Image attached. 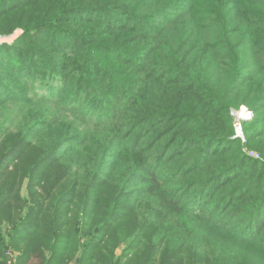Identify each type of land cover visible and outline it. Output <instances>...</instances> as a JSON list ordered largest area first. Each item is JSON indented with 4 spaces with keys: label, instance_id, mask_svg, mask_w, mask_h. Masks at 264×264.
I'll return each instance as SVG.
<instances>
[{
    "label": "trees",
    "instance_id": "1",
    "mask_svg": "<svg viewBox=\"0 0 264 264\" xmlns=\"http://www.w3.org/2000/svg\"><path fill=\"white\" fill-rule=\"evenodd\" d=\"M18 30L0 104L80 119L0 132V264H264V0H0Z\"/></svg>",
    "mask_w": 264,
    "mask_h": 264
},
{
    "label": "rangeland",
    "instance_id": "2",
    "mask_svg": "<svg viewBox=\"0 0 264 264\" xmlns=\"http://www.w3.org/2000/svg\"><path fill=\"white\" fill-rule=\"evenodd\" d=\"M22 33H23L22 30H18L13 35H11L10 37L0 38V47H2L4 45H12L22 35ZM61 36H63V35L60 34V36L57 40V43L58 42L60 43L58 45L61 46L65 50L72 51L73 46L75 45V41L71 37L65 38V36L64 37H61ZM63 41H65L64 44H62ZM104 61H105V59H104ZM99 68H101V66H99ZM4 73L6 74V72H4ZM0 75H1V73H0ZM73 78L75 79L76 77H73ZM117 78L119 79L120 82H124L127 79L129 80V78L124 77L122 75H118ZM68 92L69 91L67 90V93ZM27 95H29V94H27ZM79 99H82V98H79ZM79 105L80 104H76L74 102L72 103V101L67 102L65 100L63 102H60V104L57 102H54V101L43 102L42 100L36 99V98L32 99L31 101H26L25 104H19V103L13 102V101H8L5 103H2V104H0V132L2 133L6 129L13 127L12 123L16 119H18L17 120L18 122H17V124H15V126H17L18 124L29 123L30 121L35 119V117H34L35 115L43 116L45 118L46 117L56 118L57 121L58 120L65 121L66 123L75 122V121L80 119V115H79V113L75 112L73 109H76V107H78ZM82 105L83 106L80 108L81 111H84L87 114L96 115V111L87 108V103L85 100L83 101ZM68 109H71L73 112L68 113L67 112ZM240 111H241V109L238 111H232V113H231V115L234 119V122H235V135H234V137L236 136V132H238V128H239L241 133H242V136H243V139H239V140L241 141V144L243 146H245L246 145V137H245V132H244V128H243V122L244 121H250V120H245L246 115L241 113ZM78 123H80L81 125H84V124L86 125L85 121H80V122L78 121ZM14 128H17V127H14ZM244 149H245L244 152L246 153V155L254 152L251 149H246V148H244ZM21 193L23 195L24 194L26 195L25 187L21 188ZM123 247L124 246H122V248L117 250V253H116L117 256L120 257L121 254L125 253V249ZM18 255L19 254L16 251L15 252L9 251L6 254V256L9 257L11 260L13 259V264H16V260H17Z\"/></svg>",
    "mask_w": 264,
    "mask_h": 264
},
{
    "label": "built area",
    "instance_id": "3",
    "mask_svg": "<svg viewBox=\"0 0 264 264\" xmlns=\"http://www.w3.org/2000/svg\"><path fill=\"white\" fill-rule=\"evenodd\" d=\"M240 112L246 115V119L245 120H252L253 119V113L248 111L247 108L242 107ZM235 137L237 139H243L242 133H241L239 128H238V132H236V136ZM247 155L249 157L253 158V159H256V160H262L261 156L258 153H256V152H253V153H250V154H247ZM9 264H13V263L10 261Z\"/></svg>",
    "mask_w": 264,
    "mask_h": 264
},
{
    "label": "water",
    "instance_id": "4",
    "mask_svg": "<svg viewBox=\"0 0 264 264\" xmlns=\"http://www.w3.org/2000/svg\"><path fill=\"white\" fill-rule=\"evenodd\" d=\"M235 139H237V138L235 137Z\"/></svg>",
    "mask_w": 264,
    "mask_h": 264
}]
</instances>
